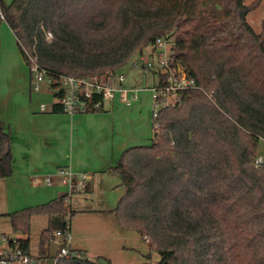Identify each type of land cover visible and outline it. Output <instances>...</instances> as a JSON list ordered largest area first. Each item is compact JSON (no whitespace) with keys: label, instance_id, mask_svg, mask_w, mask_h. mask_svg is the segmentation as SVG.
<instances>
[{"label":"trees","instance_id":"trees-1","mask_svg":"<svg viewBox=\"0 0 264 264\" xmlns=\"http://www.w3.org/2000/svg\"><path fill=\"white\" fill-rule=\"evenodd\" d=\"M215 1L212 9L205 0H0V52L5 23L28 67L33 59L49 73L113 75L164 38L196 80L199 90L153 119L151 143L125 150L113 169L126 190L113 212L123 230L146 242L143 264H152V252L158 264H264V164H256L264 140V29L256 33L248 22L256 4ZM51 112L65 113L57 102ZM12 175L11 135L0 121V179ZM71 198L11 214L13 229L26 237L9 241L11 249L32 256L31 220L46 216L45 256L56 231L71 232ZM100 259L74 250L63 264Z\"/></svg>","mask_w":264,"mask_h":264},{"label":"crops","instance_id":"crops-1","mask_svg":"<svg viewBox=\"0 0 264 264\" xmlns=\"http://www.w3.org/2000/svg\"><path fill=\"white\" fill-rule=\"evenodd\" d=\"M8 1L3 0L6 5ZM50 93L46 84L42 85L41 91H33L31 74L21 56L16 37L4 23L0 52V121L11 135L13 152V175L0 179V216L5 219V226L6 219L12 225L11 214L49 203L67 194L64 192L67 187L58 173L60 170L88 174L83 191L93 196L91 182L94 174L116 173L113 169L125 150L147 145L142 142L151 141L153 137L151 113H138L136 106H125L118 98L111 101L109 106L104 104L103 110L96 113L54 114L51 111L55 102L50 110L41 111V105ZM49 177L52 178V185L46 183ZM55 178L61 179L60 182ZM71 210L76 212L71 220L73 250L82 251L89 258H105L111 264L146 262L143 254L147 250L143 251L137 240V237L142 238L123 230L114 218L106 215L107 209L78 211L71 206ZM89 214L105 220L109 217L110 223L94 228L86 220L87 216H83ZM38 217L45 220L39 232L40 241L42 232L48 227L49 218L35 216L31 223ZM9 232L7 248L0 253L11 250L9 241L26 238L14 229ZM53 246L56 248L52 241L47 254L55 252L52 251Z\"/></svg>","mask_w":264,"mask_h":264},{"label":"built area","instance_id":"built-area-1","mask_svg":"<svg viewBox=\"0 0 264 264\" xmlns=\"http://www.w3.org/2000/svg\"><path fill=\"white\" fill-rule=\"evenodd\" d=\"M47 36L48 39H52L51 33ZM134 66L141 70V77L145 73H154L158 77L157 86L152 88L154 92L153 118H156L163 108L180 106L183 93L199 90L196 80L175 62L170 40L157 39L155 45L150 48L148 58L144 59V63L141 66L137 64ZM29 68L32 89L39 92L43 84L48 85L53 96L60 95L57 98L54 97L55 102L59 103L63 111L69 115L101 110L107 99L114 101L118 98L128 107L132 106L136 100V92L123 87L126 81L124 75L116 73L76 78L62 73H49L41 69L33 59H31ZM41 111L46 112L47 106L41 105ZM256 164H264V159L258 158ZM58 173L62 177V183L70 188V196L78 192V189L85 188L83 181L87 177L86 174L74 173L69 169L60 170ZM46 183L52 185L53 181L48 178ZM53 242L56 244L53 254L33 257L15 247L8 252L0 253V264H63L64 260L74 251L71 247V232L56 231ZM75 255L81 258V254Z\"/></svg>","mask_w":264,"mask_h":264},{"label":"rangeland","instance_id":"rangeland-1","mask_svg":"<svg viewBox=\"0 0 264 264\" xmlns=\"http://www.w3.org/2000/svg\"><path fill=\"white\" fill-rule=\"evenodd\" d=\"M13 0H9L7 3L8 5ZM208 1L213 9V5L215 4V0H205ZM222 1V0H220ZM225 1V0H223ZM246 4L252 5L256 4L257 7L249 14L248 22L251 27L254 29L256 33H261L264 29V0H246ZM150 53V48H148L143 55H136L134 56L126 65H124L121 69L118 70V75H124L126 77V81L123 84V87L128 90H134L136 92V100L133 102L131 107H137V111L139 113L149 112L151 113L152 120L153 112H154V92L152 88L157 86L158 84V77L154 73H145L144 76H140L142 73L140 69H137L134 64L142 65L144 63V59L148 58ZM26 65V64H25ZM27 70L30 74V68L26 65ZM34 91V90H33ZM35 92V91H34ZM110 99L105 100L104 104L109 106L111 104ZM55 102V98L52 93L48 95V98L43 103L47 106V110L52 108L53 103ZM90 114V113H87ZM142 143L149 145L151 141H143ZM258 156L264 157V140L260 142L258 146ZM85 174V173H84ZM88 176V174H87ZM50 178V177H49ZM84 179V185L85 180ZM92 185L94 187V195L91 196L89 192L83 191L78 189V192L72 194V201L70 202V206L74 210H97V209H107L106 212L107 216H111V218L115 219V222L118 224L116 214L112 212L114 208L117 207L121 197L125 193V188L122 186L121 178L117 173H97L94 174L92 177ZM52 179V178H51ZM56 181L60 182L58 178H55ZM87 182V180H86ZM44 183V182H43ZM42 184V183H41ZM66 190L64 192L69 193L70 188L66 186ZM105 215V213H104ZM87 216L86 220L89 221L94 228H99L104 225V223L108 222V218L99 219L96 215H83ZM45 220L42 217H38L34 223H31V251L32 253L37 256L39 254V232L43 227V223ZM11 228V229H10ZM12 225L6 219V226H5V219L0 216V233H7L6 236L0 234V251L7 248V241L10 238V232L12 231ZM3 231V232H2ZM135 234V232H133ZM137 234V233H136ZM138 243L140 248L147 250L143 255L149 254V249L146 242L143 239L137 237ZM55 246L52 247V251H55ZM139 250L143 253L142 250ZM87 257H89L87 255ZM160 260V256L156 252H152L151 254V263L158 264Z\"/></svg>","mask_w":264,"mask_h":264},{"label":"water","instance_id":"water-1","mask_svg":"<svg viewBox=\"0 0 264 264\" xmlns=\"http://www.w3.org/2000/svg\"><path fill=\"white\" fill-rule=\"evenodd\" d=\"M99 263H100V264H108V262H107L105 259H100V260H99Z\"/></svg>","mask_w":264,"mask_h":264}]
</instances>
